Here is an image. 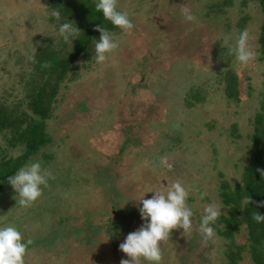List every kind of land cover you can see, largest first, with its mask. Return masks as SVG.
Masks as SVG:
<instances>
[{"label": "rangeland", "instance_id": "1", "mask_svg": "<svg viewBox=\"0 0 264 264\" xmlns=\"http://www.w3.org/2000/svg\"><path fill=\"white\" fill-rule=\"evenodd\" d=\"M225 1L118 0L135 28L115 35L120 48L103 65L94 56L76 62L71 74L77 65L90 68L63 84L47 121L51 141L28 162L40 160L54 179L29 208L16 206L9 184L0 191V226L15 224L32 241L25 264H120L127 258L120 243L144 223L138 209L145 193L149 199L150 190L183 182L192 189L188 204L198 224L203 204L219 202L221 175L240 181L246 144L228 135L237 125L245 139L260 109L262 13L244 0L210 13ZM185 4L199 24L183 21L179 7ZM48 9L45 0H0V102L7 106L24 95L32 72L28 57L46 39L61 40ZM245 29L257 56L241 67L228 49ZM229 71L239 84L231 100L224 93ZM20 154L0 136V157ZM182 231L162 242L161 264H224L217 233L205 246L199 233Z\"/></svg>", "mask_w": 264, "mask_h": 264}, {"label": "trees", "instance_id": "2", "mask_svg": "<svg viewBox=\"0 0 264 264\" xmlns=\"http://www.w3.org/2000/svg\"><path fill=\"white\" fill-rule=\"evenodd\" d=\"M45 1L49 6L48 14L51 9H59L62 16L74 23L80 33L78 38L72 41V47L65 44L62 39L60 41L55 38L46 39L44 45L39 46L32 55L35 59L31 60L32 72L24 84L22 99L11 106L0 102V136L11 147L22 150V154L17 157H0V191L4 184H8L10 176L50 143L51 137L46 129L52 107L63 84L78 78L81 68L86 70L90 68L77 65L75 74H71L80 58L90 62L91 57L95 55L94 40L98 41L100 37V33L96 31L97 26L105 27L115 35L121 33L95 11L94 0ZM231 1L227 0L212 7L210 13L218 14L220 11L225 13V8L231 5ZM248 2L257 4L262 13L257 51L260 60L264 62V0H244L243 5ZM248 19L244 18L239 27L243 28ZM48 20L57 30L55 19ZM44 64L49 66L42 67ZM228 74L229 79L224 93L231 100L237 97L239 84L234 73L229 71L226 77ZM259 97L260 109L255 111L251 118L253 131L243 139L237 125H232L229 129L228 137L233 142L237 144L245 141L246 164L241 169L240 181L225 180L221 175L218 188L219 202L225 208V212L216 221L215 231L223 243L224 264H264V223L257 224L252 219L256 212L264 215V207L258 206L260 202H264V175L261 174L264 172V91ZM192 100H196V97ZM214 155L219 154L214 152ZM247 197L249 204L246 203Z\"/></svg>", "mask_w": 264, "mask_h": 264}, {"label": "clouds", "instance_id": "3", "mask_svg": "<svg viewBox=\"0 0 264 264\" xmlns=\"http://www.w3.org/2000/svg\"><path fill=\"white\" fill-rule=\"evenodd\" d=\"M94 7L105 21L121 33H131L135 28L130 13L118 7V0H94ZM179 8L185 23H200L199 16L187 4ZM48 18L55 19L60 38L72 47V41L77 39L80 33L75 24L65 19L57 8L51 9ZM96 31L100 33V37L98 41L94 40V61L97 65H103L120 48V42L115 34L105 27L97 26ZM228 39L230 37L222 39L223 44ZM251 41L252 36L245 29L239 33L235 44L228 49L229 54L234 56L241 67H247L256 59L257 53ZM28 58L35 59L31 55ZM48 66V64L42 65V67ZM161 163L171 168L166 161ZM261 174L264 175V172ZM51 179H54L52 172L44 168L40 160H33L21 167L8 178V184L16 193V206L31 207L43 195V190L49 186ZM190 191L192 189L177 180L170 186L166 185L163 190H150L148 193L153 195L149 199H144L146 193L143 195L139 200L142 207H139L138 211L144 223L120 243L119 251L127 257L122 258L120 264H161V244L169 241L176 229H182L183 236L191 235L194 231L199 233L205 246L216 236L215 224L222 215V204L215 201L203 204L200 221L196 224L193 219L194 211L188 204ZM249 202L247 197L246 203ZM258 206L264 207V202H260ZM252 219L257 224L264 223V215L258 212L252 216ZM106 236L109 239V236ZM31 244V240H24L22 232L15 224L0 226V264H25V256Z\"/></svg>", "mask_w": 264, "mask_h": 264}]
</instances>
